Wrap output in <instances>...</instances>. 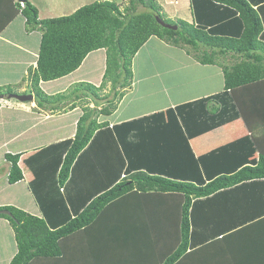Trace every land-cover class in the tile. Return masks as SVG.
<instances>
[{
  "label": "trees",
  "instance_id": "obj_1",
  "mask_svg": "<svg viewBox=\"0 0 264 264\" xmlns=\"http://www.w3.org/2000/svg\"><path fill=\"white\" fill-rule=\"evenodd\" d=\"M19 1L24 8L16 14L28 32L42 33L37 68L29 72L38 107L86 104L74 138L28 157L5 156L10 185L24 180L22 161L33 174L29 186L41 211L0 207L12 214L0 218L15 231L10 264H224L229 248L264 247V0H190L193 23L170 19L157 0H132L125 9L97 1L44 20L31 2ZM152 37L197 63L218 64L224 91L117 125L100 123L132 89L134 59ZM102 49L100 86L81 82L56 95L40 87ZM11 94L0 87V97ZM239 120L250 140L195 152L194 139ZM230 254L237 258L227 264H241L239 253Z\"/></svg>",
  "mask_w": 264,
  "mask_h": 264
},
{
  "label": "crops",
  "instance_id": "obj_2",
  "mask_svg": "<svg viewBox=\"0 0 264 264\" xmlns=\"http://www.w3.org/2000/svg\"><path fill=\"white\" fill-rule=\"evenodd\" d=\"M29 1L38 8L39 17L42 20L67 16L66 14L71 15L87 4L85 0ZM157 1L159 3V0ZM15 2L16 0H0V28L8 22L5 25L6 27L4 26V29L0 32V47L2 46L0 50V73L6 74V70L3 69L4 67L15 69V76H20L19 79H21V77L23 78L22 82H24V84L21 86V92L29 94V71L30 69L37 68L39 56L38 51L40 48L38 51H35L26 41L32 40L36 34L39 36L38 40H41L42 33L40 31H34L31 33L27 32L26 19L20 13L16 14L14 6ZM172 2L173 1H169V3ZM159 4L163 7V4ZM6 9L9 10V15L8 17H3L1 12ZM164 12L170 19L183 20L189 23L194 22L190 0H184L183 5L178 8L175 7L172 10L169 8L164 9ZM14 13L16 16L13 18L15 15ZM154 38L157 37H152L148 42ZM165 45L169 44L165 43ZM6 46H11L12 51L17 50L16 53L11 56H4ZM99 51L104 52L106 56V50L102 49ZM139 52L138 54H140ZM138 54L133 62L134 79L132 89L127 92L117 110L112 115L108 117L101 116L99 118L100 123L108 121L109 124L113 126L138 117L151 116L155 112L174 109L177 105L217 94L220 89L214 88L213 82L210 83L213 76H220L221 79L224 80V74L220 67L211 68L210 66L212 65H202L192 60L190 63L191 65H187V68L196 67L195 73L204 76L200 80L195 78V81H193L200 86L201 90L189 94L183 83L179 88L180 95H176V97L173 98L171 96L173 89L171 88V82L168 83L166 79L175 76L174 73L182 67L169 69V67L158 62L155 58H153L152 61L151 57H148V60L140 62V65H137V61L140 57ZM89 58L90 57L88 56L83 65L76 72L55 81L41 82L40 87L46 94L56 95L66 92L72 86L81 82H91L96 86H100L106 69V57H102L100 62L98 60H93L92 66L88 65ZM98 62H102V67H100V69H98V67L95 69ZM86 65L88 66L86 67ZM209 69H212V76L209 74ZM167 83L170 86H168ZM224 85L225 83L223 82V87ZM0 87H2V85H0ZM14 100L15 99L7 98L0 100V207L15 205L14 207L22 209L27 213L41 216V211L36 203V197L29 186V182L33 179V174L24 166L22 161L20 165L24 172V180L15 185H10L8 183L10 163L7 162L5 156L8 153H13L23 154L24 157H28L38 148L74 138L77 132L78 121L82 115H80L79 112L81 106L78 104L75 109L71 110L70 105H61L59 106L60 108L58 107V110L54 111L52 108L38 107L35 97L32 102L27 103ZM235 125L237 127V134H231L229 129ZM199 138L194 139L192 142H198L199 140L204 139L201 147L204 150L207 146V150L204 152L202 151V153H207L221 145L238 139H241L244 142L248 141L250 140L251 135L246 130L244 123L240 124L236 121ZM37 142L39 145H36ZM43 142L47 143L45 144ZM14 144L16 145V148H14ZM261 187H264V184ZM9 189H11V193L8 192ZM4 194L7 195L5 196ZM1 223L6 224V227L10 226L9 221L4 220L3 218H0V224ZM1 226L4 225L1 224ZM262 229H264V226ZM0 236L2 237V241H7L9 243V234L6 228L0 227ZM8 243L7 247H9ZM13 243L14 248H7L5 251V253L8 254V258L6 259L9 260V264L18 251L16 240L13 241ZM237 248L238 246L229 248L230 250L227 248L228 250H226L227 255L225 259L223 258L220 260L225 261L224 264H227V262L232 263L237 257H234V255L230 253L235 251L236 253H239L238 260L241 264H264V247L246 245L243 247L240 246V249ZM220 260L218 262H220Z\"/></svg>",
  "mask_w": 264,
  "mask_h": 264
},
{
  "label": "rangeland",
  "instance_id": "obj_3",
  "mask_svg": "<svg viewBox=\"0 0 264 264\" xmlns=\"http://www.w3.org/2000/svg\"><path fill=\"white\" fill-rule=\"evenodd\" d=\"M85 1L87 2V4H85V5H89L91 3H94V2H97V1H104V0H85ZM105 1L115 2V3L119 4L122 9L129 8V7L132 6V3H131L132 0H105ZM169 1H173V2L169 3ZM183 1L184 0H159V3L163 4V8L164 9L169 8V9L172 10L175 7L178 8V7L182 6L183 5ZM141 11L144 12L145 9L142 8ZM66 15H70V14H66ZM59 17H61V16H59ZM174 20H176V19H174ZM36 31L38 32L39 30H36ZM38 38H39V36L36 34L35 37L32 38V40L26 41L28 43V45L35 51H38V49L40 48L41 40H38ZM165 43L166 42L161 41L158 38H154L150 42H148L141 49V51L139 52L140 54H138V56H140V57H139V59L137 61L138 62L137 65H140L139 64L140 62L148 60V57H151L152 61H153V58H155V59H157L158 62L166 65L167 67H169V69H176L177 67H182L181 69H179L177 72L174 73L175 76H171L170 79L169 78L166 79L168 83L171 82V88H173L172 92H171V96L173 98H175L176 95H180L179 88H180V86H182L183 83L185 84L186 90H187V92L189 94H193L195 92H199L201 90L200 86L197 85L193 81H195V78L200 80L204 76L203 75H198V73H195V71H196L195 68L196 67L187 68V65H191L190 63L192 62V57H190L187 54V52H185L186 50L184 51L183 49L177 48L175 46L165 45ZM1 47H0V50H1ZM16 51L17 50L12 51L11 50V46H6V51H4V56H11L14 53H16ZM89 57L90 58L88 60L89 61L88 65L92 66V61L93 60H98L100 62L102 57L105 58L106 56H105L104 52L95 51V52L91 53L89 55ZM224 61H226L225 58L224 59H220V61H217V62L225 63ZM99 62H98L99 66L97 65L95 67V69H97V67H98V69H100V67H102V62L101 63H99ZM88 65H86V67ZM104 65H105V63H104ZM210 67L211 68L212 67L219 68L218 64L217 65H212ZM3 69L6 70L5 71L6 74H1L0 73V85H2V88L5 91L11 90L13 92V94L14 93H16V94L17 93L25 94L26 92L24 93V92H21V90H20L22 88L21 86L24 84V82H22L23 78L21 77V79H19L20 76H18V75H17V77L15 76L14 73H16V70L13 69V68H8V67H4ZM211 70L212 69H209L208 71H209V74L212 76V71ZM17 81H19V82H17ZM211 82H213L214 88H219L220 89L218 93H221V92L224 91V87H223L224 80H222L220 76H216V75L213 76V79L210 81V83ZM168 83H167V85L170 86ZM25 88H26V86H25ZM110 89H111V85L108 84L107 85V90H105V92H103V95L109 94ZM4 98H7V97H4ZM0 100H1V98H0ZM193 101H195V100H193ZM85 104H86L85 101H84V104L83 103L80 104V106H81V110L79 111L80 115L83 114L82 111H83V107H84ZM90 106H91V108H93L94 104H91ZM152 106L155 107L154 105H152ZM238 122L240 124H243L242 120H239ZM240 126H242V125H240ZM236 128L237 127L235 125L234 127H231L229 129L231 131V134H237ZM203 141H204V139H201L198 142H192V146L195 149V152H197V153L200 152L198 150V145H199L200 150L203 149L201 147V144L203 143ZM43 143H45V142H43ZM15 144L13 145L14 148H16ZM36 145H39V143L37 142ZM195 146H196V148H195ZM206 147L204 148L203 152L205 150H207ZM10 190L11 189L8 190L9 193H11ZM4 191H6V190H4ZM4 195L6 196L7 194H4ZM12 206H15V205H12ZM4 220H6V219H4ZM1 224L4 225V226H1ZM1 224H0V227L6 228L8 234H9V243L6 241L8 243V245H9V247H7V243L5 241L1 240L2 237L0 236V264H9V260L6 259V258H8V254H6L5 251H6L7 248L8 249L14 248L13 241L16 240L15 231L13 230V228H11L12 227L11 225H10L11 227L10 226L6 227V224H3V223H1ZM10 243H11V245H10Z\"/></svg>",
  "mask_w": 264,
  "mask_h": 264
},
{
  "label": "water",
  "instance_id": "obj_4",
  "mask_svg": "<svg viewBox=\"0 0 264 264\" xmlns=\"http://www.w3.org/2000/svg\"><path fill=\"white\" fill-rule=\"evenodd\" d=\"M158 22L160 25H162L163 27L170 29V30H178V26L177 25H172L169 23H166L163 19L161 18H157ZM1 99H3V97H0ZM10 99H16L20 102H32L34 100V95L33 94H11L9 96ZM8 215V216H12V214L9 211L6 210H1L0 211V215Z\"/></svg>",
  "mask_w": 264,
  "mask_h": 264
},
{
  "label": "clouds",
  "instance_id": "obj_5",
  "mask_svg": "<svg viewBox=\"0 0 264 264\" xmlns=\"http://www.w3.org/2000/svg\"><path fill=\"white\" fill-rule=\"evenodd\" d=\"M29 1V0H28ZM30 2V1H29ZM16 5H17V7H16ZM18 5H20V7H18ZM15 8L17 9L18 8V10L20 9V12H21V10L24 8V2L23 1H19V0H16V2H15ZM36 7V6H35ZM21 14V13H20ZM22 15V14H21ZM36 31V30H35ZM27 32H28V30H27ZM32 32H34V31H32ZM28 33H31V32H28ZM40 50V49H39ZM38 58H39V56H38ZM30 72V71H29ZM28 80H29V77H28ZM29 93V92H28ZM17 94H19V93H17ZM25 94H27V93H25ZM30 94V93H29ZM34 95V94H33ZM34 97H35V95H34ZM36 98V97H35ZM4 99V98H3ZM8 99H10V98H8ZM16 100V99H15ZM18 101V100H17Z\"/></svg>",
  "mask_w": 264,
  "mask_h": 264
}]
</instances>
